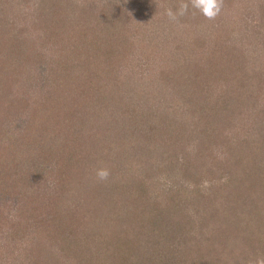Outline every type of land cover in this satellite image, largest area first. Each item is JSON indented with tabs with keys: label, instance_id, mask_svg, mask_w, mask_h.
Instances as JSON below:
<instances>
[{
	"label": "rangeland",
	"instance_id": "1",
	"mask_svg": "<svg viewBox=\"0 0 264 264\" xmlns=\"http://www.w3.org/2000/svg\"><path fill=\"white\" fill-rule=\"evenodd\" d=\"M182 2L188 0H0V188L4 187L10 206L0 213V264H39L40 259L43 264H79L77 255L83 262L90 259L95 264L93 257L99 259L97 262L105 261L114 249L128 251V247H137L138 254L150 258L154 248L160 251L161 246L169 248L183 239L193 243L198 254L214 251L210 261L216 264H255L264 258V215L250 210L259 209L264 214V187L257 182V166H263L259 172H264V99L257 97L259 93L243 99L239 115L220 116L214 122L210 118L213 123L209 128L203 104L193 100L188 108L175 105L180 96L165 80L167 70L178 68L182 55L189 56L191 68H195L194 62H199L202 53L198 45L216 50L219 39L235 47L237 54L250 52L253 57L249 63L260 72V82L264 80V0H224L222 12L214 20L189 5L187 23L181 21L183 17L178 22L169 20L167 9L175 11ZM49 14H68L79 30L94 23L103 40L113 36L127 41L132 50L128 51V61L112 64L118 66L122 83L109 87L121 91L119 96L115 92L116 103L65 101L64 108L48 120L46 115H51V108L59 109L58 104L44 96L48 86L40 91L38 85L29 87L28 81L48 78L52 69L60 67L57 52L66 36L62 27L55 25L59 36L49 43V27L56 19H49ZM79 30L68 25L67 35ZM19 48L27 67L12 60V52ZM102 53L100 50L101 59L93 64L99 80L102 65L103 69L108 65ZM254 79L253 88L264 90V82L257 85ZM213 93L215 96L212 89ZM256 100L259 103L255 107ZM163 115L171 121L170 130L157 136H164V142L144 141L149 139L137 135L135 140L144 142L143 152H137L132 144L123 154H118L121 148L111 152L102 146L96 150L90 144L95 133L109 134L103 131L106 127L124 123L133 127L145 118L160 127ZM34 117L40 120L32 121ZM83 121L87 129L80 133L86 139L85 147L79 143L82 151H102L105 156L100 155L101 163H95V168L90 165L87 179L73 180L71 189V183L64 185L68 178L62 167L68 160L61 161L57 150L46 147L41 152L37 148L44 164L36 159L37 129L67 136L79 130ZM87 130L89 137L85 136ZM67 148L71 150L68 144ZM185 157L200 168L166 171L176 164H169L175 158L182 164ZM169 158L172 160L168 162ZM46 161L55 163L53 168L48 170ZM99 168L110 170L107 181L97 179ZM182 172L193 179H184ZM141 180L143 189L138 185ZM112 184L117 186L110 197ZM171 192H177L174 197L181 195L179 206L169 200ZM60 207L63 210L59 212L56 209ZM243 237H251L241 242L251 240L252 250L232 252L225 248ZM143 239L147 247L138 244ZM99 248L108 252L103 250L104 254ZM180 251L183 249L179 247L182 258Z\"/></svg>",
	"mask_w": 264,
	"mask_h": 264
},
{
	"label": "trees",
	"instance_id": "2",
	"mask_svg": "<svg viewBox=\"0 0 264 264\" xmlns=\"http://www.w3.org/2000/svg\"><path fill=\"white\" fill-rule=\"evenodd\" d=\"M55 14V13H54ZM53 15H50L49 19H55L54 25L52 24L50 28L51 33L49 34V43L50 39H54L59 35H56V31L53 29L55 25H60L62 28L60 29L62 33L66 36L63 37L60 45V51L58 50V60H59V69L54 70L52 69L49 74L48 78H37L38 82L29 80V87L38 85L40 86V91H43L45 88V85L48 86L49 90L47 91V95L44 94L46 99L50 103L58 104L59 109L51 108V115L47 114L46 117L52 119L58 111L64 108V102L76 99L84 100L85 102L89 100H94L95 103H101L103 105V101L107 103H116L117 94L119 96V91L111 88L109 90V87H120L122 86V83L119 82V76L117 75L118 72V66L112 65L118 61H124L127 62L129 55L128 53L132 50H129L128 44L126 40H120L117 38H114L113 36H108V38H104L106 40H103V37H101L100 30L94 23H87V25H83L81 30L76 28V24H72V21L70 20V17L68 14H64L63 16L58 15L57 17H54ZM57 15V14H55ZM190 14L188 13L186 16H183V22L188 21ZM66 17V19L64 18ZM69 17V18H68ZM67 20V21H66ZM50 21V20H49ZM68 23V24H67ZM79 24V23H78ZM94 24V25H93ZM68 25L71 30H79L75 33V35L70 36L71 34L67 35L69 33L68 31ZM79 27V26H78ZM48 28V29H49ZM59 31V30H58ZM60 32V31H59ZM68 38V39H67ZM216 50H213L212 48H206L203 45H198V48L200 50V58L199 62H194L195 68H191V62L189 56L182 55L179 58V61L177 63L178 68L176 70H167L169 72L167 74V77H165L166 85L171 87V89L180 96L179 102L175 103V105L182 106L184 108H188L190 106V103L195 100L199 102L200 104H203L202 107L204 109V112L208 114L210 125L208 126L211 128L212 123L214 122V119L216 120L220 116H228L232 117L233 115H239L240 112H242V106L244 105L243 99L255 97L257 95L258 98L264 99V90L263 87H260L259 89L255 90L252 86V81L256 77V84L260 85L263 84L264 80L262 79L260 82V78L258 75L260 72L257 71V68L255 65H251L249 63L250 57L252 58V54L248 51L241 50L239 54H237V49L232 46H228L227 42L225 40L219 39L218 42L215 44ZM100 50H103V53L101 54L104 56V62H106L108 65L103 69L102 65V71H100V80L97 77L98 70L93 68V64H97V60H100L101 57L99 55ZM194 50V49H192ZM129 51V52H128ZM197 50L195 51V53ZM192 52V54H195ZM23 49H18L15 52H12L11 57L12 60H19L17 64L19 66H25V62L21 61V57L23 55ZM61 54V55H60ZM192 58V57H191ZM21 69H24V68ZM27 67V66H25ZM32 70L29 71V73ZM28 73V72H27ZM29 73L27 74V77H24V79H29ZM17 74V71H16ZM113 74L112 78L106 77L107 75ZM22 75V74H21ZM41 76H45L43 72H40ZM163 75V73H162ZM16 77V75H15ZM94 77V78H93ZM94 79H96L98 82H96ZM19 80V79H18ZM17 81V78L16 80ZM93 81V82H92ZM35 82V84H34ZM100 86L98 88H92L95 84H99ZM50 85V86H49ZM85 86L87 88H85ZM108 86V87H107ZM215 86V87H214ZM94 89V90H92ZM212 89L216 92V95L220 93L219 95L212 94ZM117 92V94H115ZM213 96V97H212ZM212 97V98H211ZM88 103V102H87ZM193 103V102H192ZM255 107L259 103L258 100L254 101ZM56 104V105H57ZM194 104V103H193ZM68 112H72L71 109H67ZM71 115H75L72 114ZM213 118V122L211 119ZM29 119V118H28ZM40 120V118L34 117L32 121ZM76 120H78L76 118ZM163 123H160V127L158 123L155 124L149 123L148 118L142 119L140 121V124L137 126H129L124 124H121L116 127H106L103 129L104 132L109 133L108 135H105L104 133L101 135H98V133H95L90 141L91 145H94L93 147L97 150L99 146L104 147L105 150L112 152V150H117L118 148H121L120 152L118 154H123L124 151L132 144L136 151L143 152V143L142 141L135 140L137 135H139L140 138H147L149 140L144 141H150L153 142L154 140L158 143H160V139L164 142L163 139L164 136H160V138H157L162 131L167 129L166 131L170 130V120H168V117H164L163 115ZM263 123H264V119ZM25 122V120H23ZM46 121V120H45ZM258 120V124H259ZM261 123V122H260ZM84 125H81V128L79 130H75L74 132H71V135H60V134H52L51 131L46 129V131H42L41 129H37L38 138L36 139V147L34 149L35 157L38 159V162L40 164H44L43 160L39 159L41 157L38 149L41 151L45 149L46 147L48 150L56 151L59 156V159L62 161L63 158L67 159L68 162H64L62 164L63 172L66 170L64 174L67 175L66 178H68V183L65 182V186H70L71 183V189L75 186L73 184V180L76 181V179L80 178V181L82 182L81 178L87 179L85 174H88V169L90 170V165H93V167L96 165L95 163H101V156L103 152L99 151H92L89 150L92 153L82 151L81 146L83 145V142L86 141L84 139V136L80 134L83 132L84 129H87V123L83 121ZM132 123H130L131 125ZM262 124V123H261ZM39 125H42L40 123ZM38 125V126H39ZM71 127L75 124H70ZM90 127V124H89ZM41 128V127H40ZM90 132L92 133L91 127L89 128ZM95 129V128H93ZM137 132L135 133V131ZM88 135H85L87 137L91 136L89 131L87 130ZM157 132V133H155ZM135 134V135H134ZM45 135V137H44ZM75 135L74 138H72V141L70 140V136ZM168 135V134H167ZM44 137V138H43ZM116 138V139H115ZM79 139V140H78ZM89 140V139H87ZM79 143H81L79 145ZM67 144L70 145L71 150L67 148ZM85 147V146H84ZM142 147V148H141ZM38 148V149H37ZM80 148V149H79ZM134 150V149H132ZM131 150V151H132ZM185 148H183L184 152ZM44 151V150H43ZM42 152V151H41ZM66 152V154H65ZM98 152V154H95ZM134 153V151H133ZM113 154V153H112ZM56 155V154H55ZM111 154H109L110 156ZM187 155V154H186ZM167 158V157H166ZM165 159V158H163ZM264 159V158H262ZM168 162L172 159H167ZM178 158H175V162L169 163L171 166L166 169V171H170L173 169H182L184 172H186L189 168H196L200 166L196 165L189 157H185L184 162L181 164L179 162ZM260 161H262L260 159ZM49 168H53L54 164L52 162L46 161ZM163 164V163H162ZM43 165H40L42 167ZM99 166V165H98ZM263 166H257V182L260 181L261 185L264 187V172H259ZM42 171L46 172V167H42ZM95 168V167H94ZM53 171V169H50V173ZM183 173V172H182ZM261 174V175H260ZM185 177L184 179H190V175L184 174L182 175ZM193 179V178H191ZM250 183V187L253 190L254 186ZM82 184V183H81ZM79 183L78 185L81 186ZM140 184V187L143 189V185H145L144 181L141 180L138 185ZM116 185V184H115ZM115 185L112 184V186H109L110 189V197L113 193V188H115ZM117 186V185H116ZM199 186H197L198 188ZM4 188V187H3ZM3 188H0V213L3 214V211H6L7 208L10 206L8 205V199L4 197L5 193L3 192ZM70 189V187H69ZM68 189V191H70ZM121 191L124 193V191L127 192L124 188L120 187ZM130 189V188H129ZM67 191V192H68ZM183 192V190H181ZM194 192V190H193ZM132 194V193H131ZM131 194H128L129 196H132ZM172 198H169L171 202L176 201V205L179 206L181 203V195L178 194L174 197L177 192H171ZM183 194V193H181ZM127 195V196H128ZM126 196V195H123ZM2 198H5L3 201ZM260 203L262 202L260 198H258ZM18 200V199H17ZM19 203V200L17 204ZM174 205V204H172ZM189 206L190 203H187ZM252 207H256L254 204H251ZM13 206V205H12ZM171 206V205H169ZM175 206V205H174ZM15 207V206H13ZM176 207V206H175ZM264 209V208H263ZM60 212V210H63L61 207L56 209ZM251 211L257 213L258 215H264L261 213L262 210L252 208ZM58 215V213H56ZM252 216H255L253 213ZM36 229V228H34ZM17 233L13 236L16 237ZM250 239L251 237H243L239 240H235L232 244H229L225 246V248L228 249V251L232 252H239L246 249L247 251H250L253 249V244L251 240H248V243L241 242V240ZM178 238H176L177 240ZM175 240V241H176ZM188 240H184L180 242V240L176 243H173L174 246H171L169 248L161 246L160 251H156V249H153V255L148 258L145 255L146 254H138L135 247V249L132 247H128V251L124 248H117L114 249V253L112 252V260L111 255L109 259L105 261L97 262L99 259L96 257H93L95 260V264H216L210 259L214 258L212 256L214 254V251L210 253H202L198 254V251H195L196 249L193 247V243L187 242ZM155 242V241H154ZM130 243V242H129ZM146 240L143 239V241L138 242L140 245H144L147 247ZM137 244V243H136ZM123 245V244H122ZM104 247V246H103ZM179 247L183 249V251H180L179 253L183 255L182 258H179L178 250ZM210 248V247H209ZM102 250V253L108 252V250H104V248H99ZM211 249V248H210ZM104 250V251H103ZM212 250V249H211ZM136 251V252H135ZM183 252V253H182ZM177 253V254H176ZM33 254V252H32ZM105 254V253H104ZM177 255V256H176ZM210 255V256H209ZM209 257V258H208ZM78 258L79 264H93L89 262H83L84 260L81 259L78 255L76 256ZM33 259L38 260V256L34 257ZM115 259V260H114ZM41 260V259H40ZM38 261L39 264H43L45 262ZM109 260V263H108ZM37 264V263H35Z\"/></svg>",
	"mask_w": 264,
	"mask_h": 264
},
{
	"label": "clouds",
	"instance_id": "3",
	"mask_svg": "<svg viewBox=\"0 0 264 264\" xmlns=\"http://www.w3.org/2000/svg\"><path fill=\"white\" fill-rule=\"evenodd\" d=\"M189 5L200 12L205 18L214 20L221 14L224 0H188V2L180 3L175 11L168 8L166 15L169 20L178 22L180 17L188 14ZM110 174V170L107 168H99L96 170V177L101 182L107 181ZM205 186H207V182H205ZM255 264H264V258H258Z\"/></svg>",
	"mask_w": 264,
	"mask_h": 264
}]
</instances>
